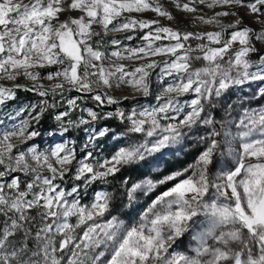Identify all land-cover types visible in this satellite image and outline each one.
I'll use <instances>...</instances> for the list:
<instances>
[{"label":"snow or ice","instance_id":"snow-or-ice-1","mask_svg":"<svg viewBox=\"0 0 264 264\" xmlns=\"http://www.w3.org/2000/svg\"><path fill=\"white\" fill-rule=\"evenodd\" d=\"M173 4L219 30L193 32L162 23L160 18L175 17L161 0H0V81L22 76L31 82L0 84V108L18 89L42 98L9 116L26 111L27 118L0 127V264H264V107L244 108L238 121H226L220 130L210 111L229 90L246 85H255L252 98L264 104V52L254 43L264 42V30L244 25L238 11L264 25V0ZM201 5L220 10L207 17L199 14ZM147 12L155 18H144ZM227 17L236 19L224 23ZM120 32L129 35L104 39ZM136 33L141 43H126ZM45 68L53 70L43 76L36 71ZM41 79L54 83L45 87ZM121 86L133 94H110ZM136 94L154 95L155 103L142 104ZM89 100L94 107L87 106ZM126 100L136 102L124 107ZM109 106L115 107L103 111ZM58 108L63 110L54 112L48 133L54 146L38 150L36 126ZM106 120L119 121L120 133L96 127ZM200 126H206L204 147L186 168L156 181L129 183L118 175L183 144ZM70 129L87 133L81 146L63 142ZM108 139L116 143L105 154ZM225 146L234 164L220 159ZM169 181L174 183L135 223L126 225L117 215L122 207L134 211L141 195ZM201 217L208 226L194 237L195 255L177 251L174 245Z\"/></svg>","mask_w":264,"mask_h":264},{"label":"rangeland","instance_id":"rangeland-1","mask_svg":"<svg viewBox=\"0 0 264 264\" xmlns=\"http://www.w3.org/2000/svg\"><path fill=\"white\" fill-rule=\"evenodd\" d=\"M161 2L168 7L175 17V20L173 22H169L164 18H160L161 22L174 27V28H183L187 31H193V32H206V31H215L219 30L215 25L211 24H202L199 23L197 20H195V16L197 14H185L183 12H180L178 10L174 9L173 0H161ZM204 9L202 13H199L200 15H206L207 17H211L214 14V11L220 10H211L207 9L204 5L200 6ZM240 12V15L243 17L242 23L246 26H249L253 28L255 31L259 32L264 30V25L259 23L254 19V17L251 14H246L243 9L238 10ZM68 14L61 15L60 19L63 20L67 18ZM71 15L78 16L79 13H71ZM136 15V14H133ZM144 18L146 19H153L155 18V14L151 12H147L142 14ZM224 23H230L234 22L236 17H227V18H221ZM129 35V33L126 32H120V33H109L108 36L104 37V39H108L109 37H116V38H123L125 36ZM136 36L135 39H133L130 42L132 46H136L141 43L139 36L142 35L141 33L134 34ZM190 43L193 44V47H195L196 42L190 41ZM256 47L260 49L261 52H264V42L260 41H254ZM236 47V46H234ZM255 59V57H252ZM157 60H163L164 57H156ZM124 63H129L128 61H124ZM137 63H142V61H138ZM195 67H200L201 62L197 61L194 62ZM59 67V66H57ZM52 68H45V69H36V71H39L41 73V76L45 75L47 72L52 71ZM157 71H159L157 69ZM40 83L44 84L45 87L50 86V84L54 82L46 81L41 79L39 81ZM0 84H3L5 86H12V84H26L31 85L30 81H27L24 77H19L16 81H0ZM157 86V82L154 80L153 88L155 89ZM255 88V85L244 86L243 91L240 89H232L229 90L228 93H226L223 97H221V103H218L215 108L210 109L214 120L216 123L217 130H220V125L222 123H225L226 121H238L240 114L244 108H260L264 107V104L261 103V98L257 97L255 99L252 98V92ZM19 92L27 95L25 98L24 96L18 97ZM110 94L115 97H123V96H131L133 94V90L130 87L127 86H121L120 88H113L109 90ZM70 96H75L76 93L72 92L69 93ZM42 99L39 96L35 95L34 93L24 91L22 89H18L16 91V97L14 100L9 101L5 107L0 108V121L3 122L0 127H3L4 125L11 126L15 123H18L20 120L25 119L28 117V113L25 111L23 112L19 117H16L15 119H10V115H14L21 107H27L33 104L38 103V101ZM50 99V98H49ZM181 99H188V97H182ZM136 100H138L142 104H148V103H155V97L154 95L149 96L147 98L136 94ZM136 101H123L124 107L129 106V104H135ZM229 105L231 107H229ZM87 106L94 107L93 103L89 100L87 102ZM115 106H109L107 108H104L103 111L113 110ZM63 108H58L56 110H50V113H46V115H49L50 122L46 125H42L41 123L37 125L36 127L41 132V136L37 137L35 140V144L38 148V150H47L50 147H53V137L49 136V130L53 129L55 127V120H54V112L56 111H62ZM97 111H101V109H96ZM73 118L78 117V113H73ZM42 120V119H41ZM104 126H110L117 134L120 133V129L123 127L120 125L119 121L117 120H106V121H99L96 125L97 128L104 127ZM87 127V126H85ZM206 126H200L199 134L198 135H192L190 134L186 139L185 142L181 145H176L175 147L171 149H167L159 154H157L155 157L151 158L147 163L138 165V166H130L126 167L122 172L118 175H121L129 180V183L133 181H139L144 178H151L154 181L164 179L166 176L171 175L172 173L182 170L183 168H186L189 164L194 162V157L197 155V153L204 147V143L201 140V136L206 137L207 133L204 131ZM227 127L230 128V130L235 133L237 129L235 128L234 124H228ZM195 131V130H194ZM87 133L83 131L82 129H70L67 134L63 137L64 143H69L70 141H74L76 146H81L84 141L86 140ZM123 139V137H120ZM56 143H60L61 139L59 137L55 138ZM33 142H29V146ZM116 141L113 139H108L103 142L104 147L103 151L105 154H110L114 150V145ZM21 149L26 148V145H19ZM235 143L233 144V148H235ZM221 151L224 153L223 156L220 157L221 160H229L231 163H235V160L233 157L227 155L228 148L222 147ZM34 163V162H32ZM218 172L219 169H216ZM214 174V173H213ZM13 175H18L25 180H29V177H25L23 173H14ZM174 183L172 181H169L165 184H158L157 188L147 196L141 195L139 199L136 201L135 204V210H131L128 208H121L120 212L117 213V215H120V218L125 221V224L129 223H135L139 219V214L143 209L147 207L149 203L162 191H165L168 189V187L171 186V184ZM119 182L115 186H108L110 191H116L118 189ZM118 198L122 199V196H119ZM88 197H85V201H87ZM3 217H0V222H2ZM74 222V218H73ZM207 220L206 218H199L196 225L193 227V229L190 231V233L185 234V236L177 241V245H174L176 247V250L179 252H182L187 255H195V248L197 247V241L194 239L195 235L197 233H200L204 231L207 228ZM209 243H213L212 241H209Z\"/></svg>","mask_w":264,"mask_h":264},{"label":"trees","instance_id":"trees-1","mask_svg":"<svg viewBox=\"0 0 264 264\" xmlns=\"http://www.w3.org/2000/svg\"><path fill=\"white\" fill-rule=\"evenodd\" d=\"M22 96H24L25 98L27 97V95H24V94H22V93L19 92L18 97H22ZM49 122H50L49 115H46V114H45V117L42 118V120H41V124H42V125H46V124H48Z\"/></svg>","mask_w":264,"mask_h":264}]
</instances>
